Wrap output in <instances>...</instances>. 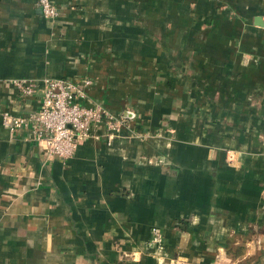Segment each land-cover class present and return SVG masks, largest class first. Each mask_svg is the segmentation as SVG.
<instances>
[{
  "label": "crops",
  "instance_id": "obj_1",
  "mask_svg": "<svg viewBox=\"0 0 264 264\" xmlns=\"http://www.w3.org/2000/svg\"><path fill=\"white\" fill-rule=\"evenodd\" d=\"M38 1L0 0V264H264L263 105L202 117L263 88L264 0ZM44 78H90L130 128L48 157L3 120Z\"/></svg>",
  "mask_w": 264,
  "mask_h": 264
},
{
  "label": "built area",
  "instance_id": "obj_2",
  "mask_svg": "<svg viewBox=\"0 0 264 264\" xmlns=\"http://www.w3.org/2000/svg\"><path fill=\"white\" fill-rule=\"evenodd\" d=\"M38 5L45 19L54 20L59 16L53 0H39ZM12 82L24 96H32L42 85V99L37 110L27 116L5 112L3 120L11 132L29 130L31 138L45 146L48 157L70 159L83 141L104 136L111 144L122 130L130 128L127 114H115L103 103L90 100L87 91L92 85L90 78L80 82L66 78L15 79ZM101 127L104 133L99 132Z\"/></svg>",
  "mask_w": 264,
  "mask_h": 264
},
{
  "label": "rangeland",
  "instance_id": "obj_3",
  "mask_svg": "<svg viewBox=\"0 0 264 264\" xmlns=\"http://www.w3.org/2000/svg\"><path fill=\"white\" fill-rule=\"evenodd\" d=\"M194 81L197 84L202 83L200 80H197V79H195ZM260 90L261 91L259 93H256V94H253V95H250V94H244V95H227L226 94L225 96H223V95L221 96V95L215 94V93H212L210 95H207V98L209 99V101L211 103V110L209 109V111H207L209 113L206 112V116L205 115H202V117H205V118L211 119V120H214L216 118H219V117H215V115L218 114V110L217 111L215 110L216 113H215V115L212 116V114H214L213 109H215V106H216V105H212V104H214V101H217L218 102L220 100V102H227L226 103L227 104L226 106L228 108H230V106H232L234 109L237 110V112L241 113L242 114V117H239V118H243L244 117L243 119H246L245 115H247V114L249 115L250 113H254V111L251 110V109H241L244 102H245V104L252 103V102H256L258 105H263V108H264V86ZM239 107H240V109H238ZM206 108H208V107L206 106ZM262 113L264 114V109L262 110ZM228 114L231 117L234 116V112L233 111L232 112H228ZM199 115L200 114H198V113L196 114L197 118H200ZM123 131H125V129L122 130L119 135H122L123 134ZM153 243H155V241L152 239L151 240V244H153Z\"/></svg>",
  "mask_w": 264,
  "mask_h": 264
}]
</instances>
